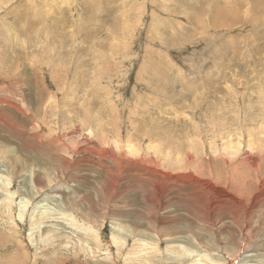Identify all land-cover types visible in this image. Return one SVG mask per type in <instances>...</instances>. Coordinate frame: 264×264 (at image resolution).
Listing matches in <instances>:
<instances>
[{"label": "rangeland", "instance_id": "rangeland-1", "mask_svg": "<svg viewBox=\"0 0 264 264\" xmlns=\"http://www.w3.org/2000/svg\"><path fill=\"white\" fill-rule=\"evenodd\" d=\"M0 101V264H264V0H0Z\"/></svg>", "mask_w": 264, "mask_h": 264}, {"label": "bare ground", "instance_id": "bare-ground-1", "mask_svg": "<svg viewBox=\"0 0 264 264\" xmlns=\"http://www.w3.org/2000/svg\"><path fill=\"white\" fill-rule=\"evenodd\" d=\"M217 17V16H216ZM215 17V18H216ZM212 19H214V18H212ZM186 88V87H185ZM19 89V88H18ZM1 102V101H0ZM47 108V107H46ZM178 109V108H177ZM142 111V110H141ZM51 112V111H50ZM178 113V112H177ZM155 114V113H154ZM184 114V113H183ZM192 115V114H191ZM33 117V116H32ZM3 119V118H2ZM149 120V119H148ZM45 121V120H44ZM87 121V120H86ZM86 121H85V123H86ZM83 122V121H82ZM145 122V121H144ZM59 123H61L60 121H59ZM62 125H63V123H61ZM75 124V123H74ZM142 124V123H141ZM85 125V124H84ZM139 125V124H138ZM83 126V125H82ZM143 126V125H142ZM89 127V126H88ZM88 127H87V129H88ZM85 128V127H84ZM90 128V127H89ZM62 129H64L63 127H62ZM86 129V128H85ZM90 129H92V128H90ZM89 129V130H90ZM148 129V128H147ZM66 130V129H65ZM78 131V130H77ZM86 132H88V131H86ZM79 133V132H78ZM89 133H90V131H89ZM86 134H88V133H86ZM92 134V133H91ZM58 135V134H57ZM79 135V134H78ZM61 136V135H60ZM59 136V137H60ZM92 136V135H91ZM91 136H89V137H91ZM94 136H97V135H94ZM101 136H102V134H101ZM58 137V136H57ZM103 137H105V136H103ZM94 138V137H93ZM101 139V138H100ZM101 142V141H100ZM103 142V141H102ZM104 142H105V140H104ZM54 145V144H53ZM105 145V144H104ZM130 149V148H129ZM134 151V150H133ZM132 152V151H131ZM154 153H156V154H159V152L158 151H155ZM131 154V153H130ZM132 154H134V153H132ZM148 158H150V157H148ZM154 161V160H153ZM140 164H143V163H145L144 161H142L141 159H140V162H139ZM148 163L146 162L145 163V165H147ZM152 164V167L150 168V167H147V166H144V168H143V170L145 171V170H154V168L153 167H156L157 165L153 162V163H151ZM153 168V169H152ZM155 172H157L158 173V175L160 174V172L159 171H156L155 170ZM169 178V177H168ZM141 181L143 180V179H140ZM147 181V180H146ZM182 181H184V183H189V182H193V184L194 183H197L198 182V180L193 176V175H191V174H189V175H178V176H176L175 177V182H179V183H181ZM178 183V184H179ZM183 183V182H182ZM64 185V184H63ZM191 185V184H190ZM208 185H210L209 184V182H207V181H205L204 182V184L202 185L203 186V188L205 189H207V187H208ZM183 186V185H182ZM182 186L181 185H177V187L178 188H180V189H182ZM211 186V185H210ZM209 188H211V187H209ZM213 188V187H212ZM219 192V191H218ZM165 194V193H164ZM163 194V195H164ZM262 194L264 195V188H260L259 189V195H257V197H255V198H253V199H255V200H257L256 198H260V197H262ZM223 195H225V196H228L227 194H225L224 192H223ZM233 198V197H232ZM231 198V199H232ZM254 201V200H253ZM252 201V203H256V201H254L253 202ZM44 212V211H43Z\"/></svg>", "mask_w": 264, "mask_h": 264}]
</instances>
